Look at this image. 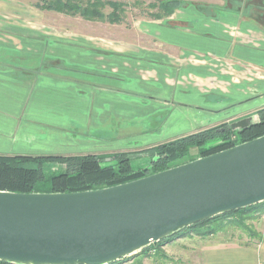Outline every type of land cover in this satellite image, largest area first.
Listing matches in <instances>:
<instances>
[{"label":"crops","instance_id":"1","mask_svg":"<svg viewBox=\"0 0 264 264\" xmlns=\"http://www.w3.org/2000/svg\"><path fill=\"white\" fill-rule=\"evenodd\" d=\"M178 10L187 12L183 19L189 25L174 31L207 38L213 49L187 52L171 44V49L182 51L171 64L164 63L178 66L174 73L164 67L161 73L153 67L144 72V68L133 66L130 69L135 72L125 74L118 64L109 71L107 58L102 57L97 71L88 60L92 50L84 51L83 64H67L83 70L84 76L47 72L42 69L47 56L45 42L29 36L19 24L0 21V154L139 151L224 122L240 127L257 121V112L264 107V29L241 13L224 9L215 16L193 7ZM128 79L138 80L141 87L123 86ZM189 90L201 97L216 96L220 100L212 102L218 107H197L200 116H194H199L201 123L205 120L202 127L168 138L157 136L170 125L174 111L193 121L188 104L176 102L179 91L185 95ZM257 98L263 101L246 107ZM140 105L143 113L134 109ZM237 106L241 108L237 110ZM166 112L170 113L163 115ZM94 138L102 140L99 145L105 149H92L89 143ZM254 227L258 234L242 232L237 237L227 230L209 235L191 233L162 248L170 259L186 264H264V217ZM176 245L182 250L173 249Z\"/></svg>","mask_w":264,"mask_h":264},{"label":"water","instance_id":"2","mask_svg":"<svg viewBox=\"0 0 264 264\" xmlns=\"http://www.w3.org/2000/svg\"><path fill=\"white\" fill-rule=\"evenodd\" d=\"M261 202L264 135L113 186L0 190V260L111 264L200 221Z\"/></svg>","mask_w":264,"mask_h":264},{"label":"rangeland","instance_id":"3","mask_svg":"<svg viewBox=\"0 0 264 264\" xmlns=\"http://www.w3.org/2000/svg\"><path fill=\"white\" fill-rule=\"evenodd\" d=\"M102 1L124 3L125 9L123 12V21L119 23H111L107 20H89L79 14L74 15L57 10L43 9L40 6L43 4L44 0H0V21L5 24L10 21L12 22V25L19 24L22 29L27 30L29 36H37L45 42V51H47L45 54L47 56L44 57L45 59L43 61L44 66H42V69L44 71L56 74L69 73L71 76H84L85 72L83 70L75 69V67L67 65L83 64L85 62L84 51L92 50L93 53L88 60L92 62L91 65L93 67L98 69L97 71H99L98 67L101 66L100 59L102 57L103 59L107 58L109 71H111V68L114 65L118 64L117 66L119 67V70L122 68L124 69L125 74H127L128 72H135V70L130 69L133 66L144 68V72H148V68L153 67L151 69H157L161 73L163 72L162 68L164 67L167 72L168 70H171V72L174 73L175 68L178 66H174L173 64L167 66L164 65V63L171 64L172 59H177L182 51L171 49V44L176 46L180 45V50L185 49L187 52L193 50L208 52L213 49L210 44L207 43L209 40L207 38L186 36V33L180 34L176 32L189 25L188 22L183 19L184 14H187V12L183 10H176L170 16L156 19L152 14L157 12L158 9L151 7L150 4L156 3L157 0ZM187 1L205 2L218 5L224 3V0ZM111 11L112 8L109 5H106L103 8V12L106 14H109ZM222 18L223 16L219 18V21H222ZM152 41L159 43L161 46H155V42L153 43ZM136 49H139L140 51H135ZM170 55L172 57H170ZM66 59H69L70 61H66ZM127 60H130L128 64L125 62ZM63 68L66 70H62ZM129 81L130 82H124L123 86L141 87L138 80L134 79ZM152 83L153 82H149L148 84ZM184 94L185 95L179 91V93H177L178 100H176V102L180 100L185 101L190 108L188 111L190 116L200 114L197 107L212 106V108H217L218 104H215L212 100H220L217 99L216 96L213 97L214 95H211L209 98L202 96L204 97L202 98L200 93L195 90H189L188 93ZM207 100H210V102H207ZM262 101L263 98L254 99L248 103V106L246 107H255ZM175 106L177 107L179 104H175ZM240 108L241 106H237V110ZM134 109L139 110L140 113L144 112L143 105ZM169 113L170 112H166L163 115L166 116ZM199 116H194L192 121V119H185L181 111H174L171 114L170 125L166 130L162 129L163 134L161 133V130L156 134L159 137L162 136L163 138H168L172 135H178L176 133L182 134L191 129H195L196 127H202L201 125H204L205 120L201 123ZM202 116L204 117V114ZM156 119L159 120L158 118ZM140 123H142V121ZM95 139H97L98 142ZM92 140L93 141L89 143L91 144L92 149H105V147L99 145L100 143H103L102 140H99L98 138ZM145 149L147 148L142 150ZM137 150L131 152L142 151ZM193 152L195 154L194 157L199 155L196 151ZM87 153L96 152H86L85 154ZM132 163L134 167H137L135 169L149 167L151 164V158L149 155L135 157L132 160ZM139 165L146 166L139 167ZM60 170L61 168L59 166L47 169L46 180L44 183H49V179L53 173H58ZM262 217L259 218L261 219ZM259 218L250 221V224L254 227L255 222L260 220ZM227 232L232 234V237L233 235L234 237H237L239 234H243V231L237 228H227ZM181 248V245H176L173 249L182 250ZM116 264H186V262H179L176 259H170L168 256L164 258L163 256L156 254L154 251L145 254L143 250H140L131 256L119 260Z\"/></svg>","mask_w":264,"mask_h":264},{"label":"trees","instance_id":"4","mask_svg":"<svg viewBox=\"0 0 264 264\" xmlns=\"http://www.w3.org/2000/svg\"><path fill=\"white\" fill-rule=\"evenodd\" d=\"M109 5L112 11L103 12ZM158 9L152 15L163 18L172 15L180 8L193 7L202 13L215 16L219 10L241 13L248 20L264 29V0H224L222 5L187 0H157L150 4ZM43 9L79 14L89 20H107L111 23L123 21L125 4L122 2L102 0H44ZM258 120L242 128L233 129L231 123L200 129L196 132L155 145L140 152H117L109 155L96 153L75 155H9L0 154V190L15 192H71L98 189L125 183L140 177L168 169L188 162L200 156L233 147L237 144L264 135V107L258 110ZM196 151L198 156L194 157ZM149 155V167L138 168L132 164L135 157ZM61 168L46 180V171L52 167ZM264 216V202L223 213L200 221L170 238L154 242L143 250L145 254L154 251L167 257L163 246L178 237L196 233L209 235L227 228L241 229L252 235L258 234L250 224ZM118 262H114L116 264ZM0 264H15L0 260Z\"/></svg>","mask_w":264,"mask_h":264}]
</instances>
